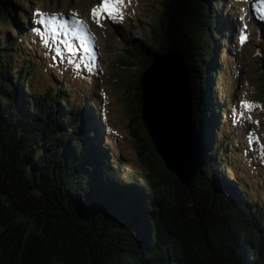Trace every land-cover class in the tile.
I'll use <instances>...</instances> for the list:
<instances>
[{
  "label": "trees",
  "instance_id": "1",
  "mask_svg": "<svg viewBox=\"0 0 264 264\" xmlns=\"http://www.w3.org/2000/svg\"><path fill=\"white\" fill-rule=\"evenodd\" d=\"M160 2L147 35L132 36L117 25L124 45L115 64L136 68L118 80L130 92L127 133L149 169L138 175L127 170L116 136L107 133L96 90L71 103L67 86L31 88L22 43H31L24 37L34 26L38 32L44 19L34 14L33 22L23 0H0V264H264V202L249 197L246 181H237L241 175L229 178L216 144L217 127L234 106L219 99L216 88L236 20L224 9L226 0ZM62 32L55 44L49 40L57 51ZM260 39L264 44V32ZM168 52L180 54L195 79L204 151L189 185L165 167L148 132L139 133L146 130L141 73L155 55ZM74 57L97 72L95 59ZM51 208L72 218L82 233L49 224L51 236L20 217L44 219L53 215Z\"/></svg>",
  "mask_w": 264,
  "mask_h": 264
},
{
  "label": "rangeland",
  "instance_id": "2",
  "mask_svg": "<svg viewBox=\"0 0 264 264\" xmlns=\"http://www.w3.org/2000/svg\"><path fill=\"white\" fill-rule=\"evenodd\" d=\"M23 1L29 5L30 14L36 13L44 19L39 25L38 32L34 26L28 30L30 36L24 37V40L31 38V43L28 41L22 43V48L28 54L25 55L31 62L28 65L31 88L43 90L44 87H49L53 90L60 84L67 86V99L71 103L84 100V93L90 94L96 90L104 126L108 134L116 136L122 154L120 157H123L127 170L137 172L138 175L147 174L149 169L140 161L134 141L127 133L125 107L129 105L127 104L129 87L124 85L122 87L118 80V77L129 79L131 76L125 75V72L136 73V68L116 65L115 58L121 54V47L124 45L121 41L123 30L118 31V26L125 25L132 36L147 35L149 26L161 12L160 0L130 2L125 0L123 4L117 5L123 19L102 18L99 23L93 18L92 9L102 6L105 0ZM254 1L256 0H226L224 9L231 12L236 25L233 29L231 53L226 52L229 55L222 59L220 67L223 70L218 76L220 86L216 88V93L219 99L227 100L229 104L234 101L240 113L236 107L231 108L232 114H229L227 120L219 123L215 134L219 160L222 165L224 163L230 167L226 171L229 178L234 180V175L237 177L241 175L237 181L239 183L246 181L244 185L249 197L254 201L262 199L264 202V154H262L264 149L261 148L264 144V67H262L264 44L260 39L264 28L261 29L263 25L259 20L264 19V4H250ZM40 13H47V16H41ZM53 14L60 19L71 18V24L64 27L65 33L62 32V38L56 44L59 47L58 51L55 45L50 47L49 40L55 44L58 31L65 20L56 22L50 17L47 21ZM62 14H66L67 17ZM104 16L107 17V13ZM32 20L35 22L37 19ZM23 22L28 25L26 17ZM245 25L247 39L241 43L240 37L245 33ZM82 30H85V34L92 37L93 41L85 37ZM5 31L9 30L6 28L1 30L2 33ZM11 35L19 37L14 29H11ZM74 41L77 47L73 46ZM92 42L95 53L94 50H90ZM5 43L2 42V46ZM83 50L88 51V54ZM17 54L15 52L14 56ZM76 55L95 59L97 72L91 70L86 61L75 58ZM225 92H228L227 97ZM242 101H247L252 106L246 107ZM139 133L147 136L146 130L142 127L139 128ZM110 145L113 147L111 140ZM113 148L118 155L117 147ZM146 153L148 155L149 151ZM155 167L157 168L156 164Z\"/></svg>",
  "mask_w": 264,
  "mask_h": 264
},
{
  "label": "water",
  "instance_id": "3",
  "mask_svg": "<svg viewBox=\"0 0 264 264\" xmlns=\"http://www.w3.org/2000/svg\"><path fill=\"white\" fill-rule=\"evenodd\" d=\"M194 82L189 63L174 52L155 55L140 76L141 119L155 152L184 185L196 176L204 151ZM50 210L53 215L44 219L20 217L37 232L51 235L50 224L82 233L72 218Z\"/></svg>",
  "mask_w": 264,
  "mask_h": 264
},
{
  "label": "snow or ice",
  "instance_id": "4",
  "mask_svg": "<svg viewBox=\"0 0 264 264\" xmlns=\"http://www.w3.org/2000/svg\"><path fill=\"white\" fill-rule=\"evenodd\" d=\"M125 0H105L104 4L99 7H95L92 9V15L93 18L96 19L97 23L100 22V19L102 18H109V19H123V16L120 14V8L117 7V5L123 4ZM130 2V0H129ZM257 4H264V0H256ZM107 13V17L104 16V14ZM41 16H47V13H40ZM53 21L55 20V14L52 16ZM43 22V21H41ZM78 23H83L82 21H77ZM245 33L241 35L240 40L241 43H243L247 39L246 30L247 25L244 26ZM69 50H71V47L69 46ZM242 103L246 107H251L252 105L249 104L247 101H242ZM251 143V141H250ZM261 148L264 149V144L261 145ZM264 154V153H262Z\"/></svg>",
  "mask_w": 264,
  "mask_h": 264
},
{
  "label": "bare ground",
  "instance_id": "5",
  "mask_svg": "<svg viewBox=\"0 0 264 264\" xmlns=\"http://www.w3.org/2000/svg\"><path fill=\"white\" fill-rule=\"evenodd\" d=\"M91 44V43H90Z\"/></svg>",
  "mask_w": 264,
  "mask_h": 264
}]
</instances>
